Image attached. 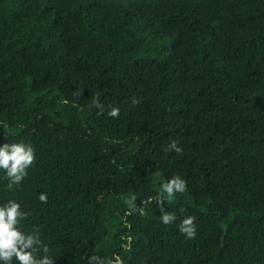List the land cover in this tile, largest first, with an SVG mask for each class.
Returning <instances> with one entry per match:
<instances>
[{"label":"trees","instance_id":"trees-1","mask_svg":"<svg viewBox=\"0 0 264 264\" xmlns=\"http://www.w3.org/2000/svg\"><path fill=\"white\" fill-rule=\"evenodd\" d=\"M5 142L35 159L0 204L55 264H264V0H0Z\"/></svg>","mask_w":264,"mask_h":264},{"label":"clouds","instance_id":"clouds-1","mask_svg":"<svg viewBox=\"0 0 264 264\" xmlns=\"http://www.w3.org/2000/svg\"><path fill=\"white\" fill-rule=\"evenodd\" d=\"M96 106L103 111L102 106ZM112 117L119 115V109L112 107L108 113ZM180 152L181 149L173 141L168 145V149ZM35 159V150L30 143L13 142L0 144V170L4 171L8 179L7 187L12 189L13 185H18L27 175V169ZM162 192L154 199L161 211V222L172 223L176 216L174 213L164 211L163 201L165 198L171 200L175 193H182L186 189V181L179 175H174L161 185ZM42 202L47 201V195L40 193L38 196ZM130 214V213H126ZM26 213L21 210V205L15 200H7L0 204V264H55V260L49 255V248L42 243L39 234L35 231L25 232L20 226L21 220ZM195 217L188 215L184 217L179 225V232L187 238L196 237ZM125 248L132 247V238H127ZM37 253H40L37 255ZM89 264H124L119 254H113L111 258H101L99 256L89 257Z\"/></svg>","mask_w":264,"mask_h":264}]
</instances>
